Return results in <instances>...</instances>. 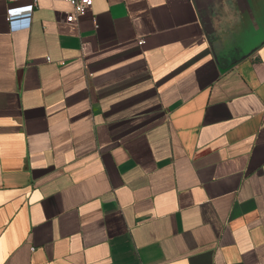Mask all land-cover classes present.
<instances>
[{"label":"crops","instance_id":"0c3cea01","mask_svg":"<svg viewBox=\"0 0 264 264\" xmlns=\"http://www.w3.org/2000/svg\"><path fill=\"white\" fill-rule=\"evenodd\" d=\"M25 4L0 0V264H264V0Z\"/></svg>","mask_w":264,"mask_h":264},{"label":"built area","instance_id":"2783aa9c","mask_svg":"<svg viewBox=\"0 0 264 264\" xmlns=\"http://www.w3.org/2000/svg\"><path fill=\"white\" fill-rule=\"evenodd\" d=\"M8 3L26 2L23 6H13L7 10V20L14 23L16 19H30L34 10L37 7L38 0H6ZM70 3L73 7L72 13H67L66 22L77 23L79 19L86 15L93 7L94 0H63Z\"/></svg>","mask_w":264,"mask_h":264},{"label":"water","instance_id":"95a60500","mask_svg":"<svg viewBox=\"0 0 264 264\" xmlns=\"http://www.w3.org/2000/svg\"><path fill=\"white\" fill-rule=\"evenodd\" d=\"M210 42L213 45V36L209 37ZM258 46V44H255L254 47H250L248 49H218L214 48V54L215 57L218 59V61H222L225 63H229L230 65H234L241 61L242 59L248 57L251 55L255 48ZM218 49V50H217Z\"/></svg>","mask_w":264,"mask_h":264}]
</instances>
